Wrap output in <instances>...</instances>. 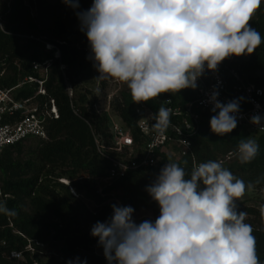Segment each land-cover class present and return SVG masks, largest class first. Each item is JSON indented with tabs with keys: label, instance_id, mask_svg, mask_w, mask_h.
I'll return each mask as SVG.
<instances>
[{
	"label": "trees",
	"instance_id": "trees-1",
	"mask_svg": "<svg viewBox=\"0 0 264 264\" xmlns=\"http://www.w3.org/2000/svg\"><path fill=\"white\" fill-rule=\"evenodd\" d=\"M92 3L93 0H79V8L73 9L63 0H13L9 8L3 6L1 9L4 21L0 27L2 85L14 88L27 78L38 77L33 63L50 60L49 77L45 83L47 95L36 96L38 84L24 83L16 90V99H34L41 105L54 100L59 118L47 120L48 140H34L35 147L27 150L25 143L0 152V202L16 213L0 214V264L41 263L40 245L55 252L53 264H68L77 257L86 260L87 264H108L97 238L91 235V228L97 221L104 222L111 217V205L119 202L121 206H131L135 210L133 217L141 211L149 212L151 215L143 221H154L159 215L158 205L145 188L168 163L167 155H163L162 166L158 168L129 172L110 186L104 182L110 162L99 152L95 141L97 139L105 148L111 145L110 121L97 109L102 98L93 97L89 87L97 71L88 59L89 43L80 30L76 15L77 11L89 9ZM250 24L264 40V0ZM45 44L55 49L47 50ZM57 50L60 58H55ZM228 61L245 82L264 87L261 75L264 71V42L253 54L233 56ZM106 88L107 84L103 82L100 94L104 99ZM192 96L191 91L184 89L180 93L161 94L146 103L136 104L125 85L110 108L131 130L135 142L141 144L143 137L137 127L140 119L137 107L144 105L157 112L167 98L175 104L185 105ZM246 109L245 105L240 106V111ZM212 115L211 111L202 113L199 131L192 138L195 158L199 162L224 161L223 166L246 183L260 179L253 190L264 192V135L243 133L237 126L231 133L218 136L210 130ZM249 138L257 141L259 152L252 162L241 164L234 153L238 143ZM173 163L184 167L189 174L193 169L190 153ZM80 177L90 180L74 184V188L85 193L94 205L93 210L78 203L69 187L59 182L60 179L74 182ZM241 211L248 214L245 222L254 228L257 254L264 262V231L261 230L264 219L258 208L245 207ZM29 244L34 247L35 254L25 252ZM13 251L24 252L23 259H11Z\"/></svg>",
	"mask_w": 264,
	"mask_h": 264
},
{
	"label": "clouds",
	"instance_id": "clouds-1",
	"mask_svg": "<svg viewBox=\"0 0 264 264\" xmlns=\"http://www.w3.org/2000/svg\"><path fill=\"white\" fill-rule=\"evenodd\" d=\"M63 2L79 8V0ZM261 2L93 0L76 15L89 43L88 59L98 72L94 79L125 84L140 104L161 94L195 90L205 72H215L225 59L253 54L264 42L250 24ZM218 96L214 87L209 125L212 133L224 136L238 125L243 97L223 103ZM173 114L161 105L151 130L164 135ZM249 122L264 130V115L254 114ZM258 152L257 141L249 138L238 143L234 155L246 164ZM258 183L260 179L246 183L218 160L194 163L190 174L168 162L145 188L159 207L154 221L136 223L134 208L113 204L111 217L97 221L91 235L108 264H264L254 228L245 222L248 214L237 210V202ZM259 212L264 219V205ZM0 214L16 213L0 202ZM68 264L87 262L77 257Z\"/></svg>",
	"mask_w": 264,
	"mask_h": 264
},
{
	"label": "built area",
	"instance_id": "built-area-1",
	"mask_svg": "<svg viewBox=\"0 0 264 264\" xmlns=\"http://www.w3.org/2000/svg\"><path fill=\"white\" fill-rule=\"evenodd\" d=\"M12 1L0 0V27L4 22L1 9L3 6L9 8ZM45 46L47 50L55 49L50 44H45ZM55 58H60L58 50L55 53ZM50 66V60L33 63V70L38 77L24 80V83L38 84L39 89L36 96L47 95L45 83L49 77ZM24 83L14 88H5L0 81V152L28 141L48 140L47 120L59 118L54 100L50 99L44 105L34 99L17 100L16 90ZM214 87L219 91L218 99L223 103L243 97L240 106L245 105L247 109L240 111L237 126L249 131L250 134L264 135V130L249 122L250 117L254 114L264 115V87H257L245 82L238 71L229 65L228 59H225L215 72H205L198 80V87L195 90L188 89L193 96L187 104H175L170 98L162 102L161 105L173 109L174 113L171 116L170 127L164 135H158L151 130L152 124L155 123L153 116L158 111L154 112L141 105L136 108V113L140 116L137 127L143 137L141 144L135 142L131 130L121 122H113L110 125L111 145L108 148L100 145L96 139L99 152L110 162L108 175L104 179L105 184L110 186L114 181L124 178L129 172L162 166L164 154L168 156V162H174L170 160L171 154L177 153L180 159L190 153L193 167L194 163L196 165L202 163L195 158L192 152V138L199 131L202 113L211 111L212 104L208 102V99ZM68 92L72 96L70 89ZM169 99L171 100L170 104L167 103ZM185 141L188 142V145L185 144ZM108 152L114 155H109ZM89 180L90 178L80 177L76 181L81 183ZM59 182L67 185L75 197L78 196L74 188L71 187V182L66 179H60ZM2 246H5V243H2ZM40 247L43 246L40 245ZM25 252L35 254V249L29 244ZM23 254L24 252L13 251L10 253V258L21 260ZM34 264H39V262Z\"/></svg>",
	"mask_w": 264,
	"mask_h": 264
},
{
	"label": "rangeland",
	"instance_id": "rangeland-1",
	"mask_svg": "<svg viewBox=\"0 0 264 264\" xmlns=\"http://www.w3.org/2000/svg\"><path fill=\"white\" fill-rule=\"evenodd\" d=\"M50 2H53L54 0H47ZM98 75V72L94 73V77L90 80V90L92 91L93 97L94 96H99L102 98L100 101L99 105L97 106V109L101 115H106L110 121V125H112L113 122L115 123H120V120L113 114L110 104L112 101L120 96V92L124 89L125 84L118 83L115 81H103L107 84V88L105 90V95L106 99H104L101 94V85L103 82H98L94 78ZM97 88L100 89L99 94L97 93ZM70 89V88H69ZM71 91V89H70ZM243 133H248L250 134L249 131H246L244 129H241ZM36 142L34 141H28L25 144L26 150L30 147H35ZM170 160L171 161H177L179 160V155L177 153H174V155H170ZM67 181L71 182V187L74 188V184H79V181H70L66 179ZM67 186V185H66ZM75 193L78 195L75 197L77 199L78 203L84 205L87 209L93 210L94 205L93 203L90 202V200L87 199L85 193H79L75 188H74ZM71 192V191H70ZM264 199V192L262 190L257 191V190H251L247 191L245 195L242 197L240 201H238V211H241L245 207H254V208H260L262 205V200ZM117 205H121L119 202H116ZM151 214L146 211H141L139 212L136 216L133 217L134 221L136 223L142 222L144 218H147ZM42 250L39 253V258L41 263L39 264H53L54 262L52 261V257L56 256L55 252L50 249V247H41Z\"/></svg>",
	"mask_w": 264,
	"mask_h": 264
},
{
	"label": "water",
	"instance_id": "water-1",
	"mask_svg": "<svg viewBox=\"0 0 264 264\" xmlns=\"http://www.w3.org/2000/svg\"><path fill=\"white\" fill-rule=\"evenodd\" d=\"M261 75L264 77V71L261 73Z\"/></svg>",
	"mask_w": 264,
	"mask_h": 264
}]
</instances>
